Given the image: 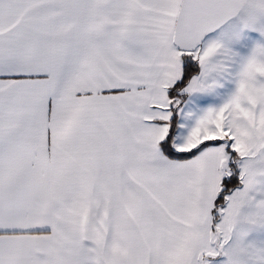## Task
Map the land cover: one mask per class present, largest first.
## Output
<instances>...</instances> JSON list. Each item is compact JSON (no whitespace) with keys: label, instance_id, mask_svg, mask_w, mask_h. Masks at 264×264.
<instances>
[{"label":"snow or ice","instance_id":"1","mask_svg":"<svg viewBox=\"0 0 264 264\" xmlns=\"http://www.w3.org/2000/svg\"><path fill=\"white\" fill-rule=\"evenodd\" d=\"M0 264H264V0H0Z\"/></svg>","mask_w":264,"mask_h":264}]
</instances>
